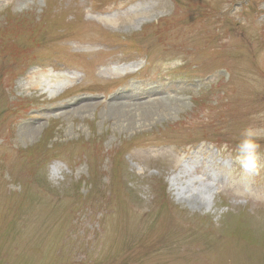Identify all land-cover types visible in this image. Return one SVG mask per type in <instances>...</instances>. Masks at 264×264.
<instances>
[{"label":"rangeland","instance_id":"1","mask_svg":"<svg viewBox=\"0 0 264 264\" xmlns=\"http://www.w3.org/2000/svg\"><path fill=\"white\" fill-rule=\"evenodd\" d=\"M248 126L264 0H0V264H264Z\"/></svg>","mask_w":264,"mask_h":264},{"label":"clouds","instance_id":"2","mask_svg":"<svg viewBox=\"0 0 264 264\" xmlns=\"http://www.w3.org/2000/svg\"><path fill=\"white\" fill-rule=\"evenodd\" d=\"M183 64L182 58H176L170 62L171 67H177ZM264 139V129L258 127H245L240 133V139L237 143L235 159L246 172L259 171V149L261 148L260 140ZM224 149H227L225 144Z\"/></svg>","mask_w":264,"mask_h":264},{"label":"bare ground","instance_id":"3","mask_svg":"<svg viewBox=\"0 0 264 264\" xmlns=\"http://www.w3.org/2000/svg\"><path fill=\"white\" fill-rule=\"evenodd\" d=\"M46 74V73H45ZM47 75V74H46ZM43 76V75H42ZM43 77H45V76H43ZM64 78V77H63ZM121 106V105H120ZM154 106V107H153ZM152 106V108H156V110L155 111H157L158 109H159V107L158 106H156V105H153ZM118 107V106H117ZM119 109H121L122 111L124 110V107H121V108H119ZM116 113V112H115ZM153 113L151 112V108H147L146 110H145V113L143 114V116L144 117H148V116H150V115H152ZM127 117V116H126ZM121 118V117H120ZM121 120H122V118H121ZM24 127H26V126H24ZM28 128H34V127H31L30 126V124H29V126H28ZM21 130H23V129H21ZM24 131H26V129L24 130ZM22 132V131H21ZM26 133V132H25ZM191 182H193V181H191ZM195 186V185H194ZM194 194V193H193ZM199 194V195H198ZM197 194V196L199 197V198H201V200L202 201H205L204 200V197H201L200 195H203L204 196V194H205V192H203L202 193V191L200 190V192ZM196 196V197H197Z\"/></svg>","mask_w":264,"mask_h":264}]
</instances>
